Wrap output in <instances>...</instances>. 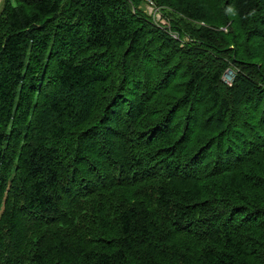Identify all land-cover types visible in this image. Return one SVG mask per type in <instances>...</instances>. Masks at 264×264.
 Returning a JSON list of instances; mask_svg holds the SVG:
<instances>
[{
	"label": "trees",
	"instance_id": "1",
	"mask_svg": "<svg viewBox=\"0 0 264 264\" xmlns=\"http://www.w3.org/2000/svg\"><path fill=\"white\" fill-rule=\"evenodd\" d=\"M1 3L0 264H264V0Z\"/></svg>",
	"mask_w": 264,
	"mask_h": 264
},
{
	"label": "rangeland",
	"instance_id": "2",
	"mask_svg": "<svg viewBox=\"0 0 264 264\" xmlns=\"http://www.w3.org/2000/svg\"><path fill=\"white\" fill-rule=\"evenodd\" d=\"M2 0H0V6ZM139 9L143 11L152 21L154 24H157L158 26H163L166 23V20L162 15L160 16L158 9L154 7V5L151 3V5H148L145 2H142L139 6ZM162 17V18H161ZM225 31V29H223ZM185 41H187L185 39ZM234 78L233 72H231L230 69H226L224 76H223V81L227 84L230 85L232 80Z\"/></svg>",
	"mask_w": 264,
	"mask_h": 264
}]
</instances>
